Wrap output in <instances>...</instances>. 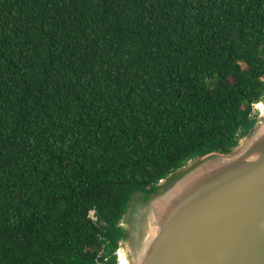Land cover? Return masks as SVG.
Listing matches in <instances>:
<instances>
[{"label": "trees", "instance_id": "obj_1", "mask_svg": "<svg viewBox=\"0 0 264 264\" xmlns=\"http://www.w3.org/2000/svg\"><path fill=\"white\" fill-rule=\"evenodd\" d=\"M263 97L264 0H0V264H115L128 195Z\"/></svg>", "mask_w": 264, "mask_h": 264}, {"label": "water", "instance_id": "obj_2", "mask_svg": "<svg viewBox=\"0 0 264 264\" xmlns=\"http://www.w3.org/2000/svg\"><path fill=\"white\" fill-rule=\"evenodd\" d=\"M254 107L230 150L192 158L150 192L128 195L115 264H264V97Z\"/></svg>", "mask_w": 264, "mask_h": 264}, {"label": "rangeland", "instance_id": "obj_3", "mask_svg": "<svg viewBox=\"0 0 264 264\" xmlns=\"http://www.w3.org/2000/svg\"><path fill=\"white\" fill-rule=\"evenodd\" d=\"M255 115H256V109H255V114H254V117H255Z\"/></svg>", "mask_w": 264, "mask_h": 264}]
</instances>
